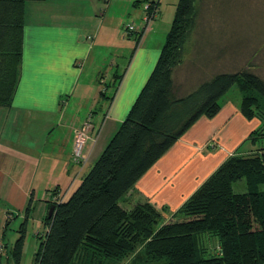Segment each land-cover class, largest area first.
I'll return each instance as SVG.
<instances>
[{
    "label": "trees",
    "instance_id": "obj_1",
    "mask_svg": "<svg viewBox=\"0 0 264 264\" xmlns=\"http://www.w3.org/2000/svg\"><path fill=\"white\" fill-rule=\"evenodd\" d=\"M38 1L45 0H0V107L10 108L17 94L25 7ZM147 2L149 14L159 10L161 0L140 3ZM200 3L178 1L160 56L127 117L73 195L47 203L34 264H264L263 153L228 158L169 220L148 202L131 210L121 205L198 121L219 114L220 101L233 87L242 94V115L263 120L264 80L249 70L216 73L188 93L176 83L199 27ZM145 31L137 32V44ZM242 181L247 191L236 193L234 185ZM32 202L33 194L27 215ZM21 233L12 252L17 264L26 229ZM206 237L217 242L213 254Z\"/></svg>",
    "mask_w": 264,
    "mask_h": 264
},
{
    "label": "crops",
    "instance_id": "obj_2",
    "mask_svg": "<svg viewBox=\"0 0 264 264\" xmlns=\"http://www.w3.org/2000/svg\"><path fill=\"white\" fill-rule=\"evenodd\" d=\"M104 1L26 4L20 84L13 105L1 117L5 121L0 133L2 198L34 196L38 188H32L28 176V169L34 168L35 176L46 175L51 182L41 199L67 201L100 157L102 134L107 136L114 122L106 141L115 135L151 75L165 42L150 47L147 28L137 44L136 34L145 28L142 0H109L103 10ZM119 5L127 17L137 19L132 23L136 33L124 34L123 20V27L119 22L110 38L105 20ZM91 116L94 130L84 150L86 160L77 164L72 151L76 128ZM38 121L44 131L35 132ZM260 124L258 119L247 120L233 102L221 105L216 117L198 121L129 194L144 198L169 219L228 158L254 150L249 137ZM211 141L214 149L207 147ZM16 149L21 154L14 158ZM192 161L193 168L187 169ZM185 171L195 175L189 177ZM178 185L186 187L171 189Z\"/></svg>",
    "mask_w": 264,
    "mask_h": 264
},
{
    "label": "rangeland",
    "instance_id": "obj_3",
    "mask_svg": "<svg viewBox=\"0 0 264 264\" xmlns=\"http://www.w3.org/2000/svg\"><path fill=\"white\" fill-rule=\"evenodd\" d=\"M178 1L179 0H161L156 18L151 21L148 26V32H151V35L147 43L150 47L164 44L166 41V36L170 31L171 24L175 17ZM109 2V0L104 1V6H102L103 10H105ZM144 6L143 4V10ZM199 6L201 7V14L199 17L198 30L194 35L191 46H189L186 61L176 71L175 75L176 83L184 88L182 92L188 93L201 82L219 72L249 70L264 80V0H202ZM143 12L145 14V10ZM126 13L127 10L125 7L119 5L117 8L110 10L107 14L104 29L105 26H107L109 29L108 31L110 32L111 30L110 38L112 37L111 33L113 30L116 31V27L119 28V22H121V28L123 27V20L126 21V24L124 22V28L121 29L124 34H130L125 29L128 23L135 28V24L132 23H136L135 21H137V19L135 20L134 18L127 17L125 15ZM87 20L88 19H86V21ZM89 22L91 21L88 20L87 23ZM134 32L136 33V31ZM106 34L108 35L109 33ZM115 44L116 46L120 45V42L116 41ZM113 52H115V45L113 46ZM229 102H233L234 105L237 106L241 105L242 94L237 86L233 87L222 98L220 104L223 105ZM6 109L7 108H0V113L2 112L0 116V133L3 131L5 122L3 121L2 123L1 117L4 112L5 114L7 113ZM91 119L92 116L82 125L91 122L93 131V122ZM259 121L261 123L259 129H264V117L263 120ZM113 123L114 122L107 128V136L113 128ZM35 124V132L37 130L44 131L39 121ZM235 125L238 124L235 123ZM79 127L77 126V128ZM92 131L90 132V136H92ZM102 135L103 138L98 147V155L100 156L113 138L112 137L110 141H106L109 140L106 133ZM251 140H249V145H252L254 150H248V154H264V131L263 133L255 134ZM213 142L214 141L208 143V149H214V147H216ZM27 144L31 143L27 142ZM20 154L21 153H19L17 149L15 153L12 152L14 158ZM80 163L82 162L77 164ZM193 163V161L189 163L186 168H193ZM33 170L34 168L28 169V176L29 180L32 182L31 184L34 186L32 188H38V190L33 196L32 209L29 215L26 213V208L31 200V195H28L27 198L17 197L13 199H11L10 196L7 197V194L4 196L5 198L0 196V264H17L12 252H14L15 244L22 235L21 229L23 228L26 229V236L20 264H34V257L41 243L40 238L45 235L46 231L43 221L48 213V204L44 201L45 199L42 200L41 198L48 188L47 185L51 182L46 178V175L44 178L41 175L35 176ZM40 170L41 168L38 169V172H40ZM34 172H36V170ZM185 172L189 177L195 175V171ZM19 178V176H15V179ZM180 187H182L181 190H184L185 188L183 187L186 186H172L171 189L179 191ZM234 191L236 193L246 192L247 188L245 182L236 183L234 185ZM186 193H188V191H186ZM59 200L60 199H57L55 201ZM146 201L147 200L144 198L132 193L131 195H127L125 202H122L121 205L131 210L134 206L143 204ZM165 220L169 219L165 218ZM206 241L212 254L217 251L215 250L217 242L214 238L206 237ZM129 262L130 260L113 262L110 264H130Z\"/></svg>",
    "mask_w": 264,
    "mask_h": 264
},
{
    "label": "built area",
    "instance_id": "obj_4",
    "mask_svg": "<svg viewBox=\"0 0 264 264\" xmlns=\"http://www.w3.org/2000/svg\"><path fill=\"white\" fill-rule=\"evenodd\" d=\"M144 10H145V16H144V21H145V29L148 28L149 24L151 21L155 20L156 15L158 14V9H156L153 14H149L150 12V6L151 2H147L144 4ZM126 31L129 33H132L136 31L133 25H128L126 26ZM92 131V125L91 122H88L84 125H81L79 128L76 129L75 132V141L73 144V161L76 163L79 162H85L86 156L84 155V150L87 145V142L91 140L90 132Z\"/></svg>",
    "mask_w": 264,
    "mask_h": 264
},
{
    "label": "water",
    "instance_id": "obj_5",
    "mask_svg": "<svg viewBox=\"0 0 264 264\" xmlns=\"http://www.w3.org/2000/svg\"><path fill=\"white\" fill-rule=\"evenodd\" d=\"M53 211H54V207H51V209H50V211H49V217H51V216H52V214H53Z\"/></svg>",
    "mask_w": 264,
    "mask_h": 264
}]
</instances>
